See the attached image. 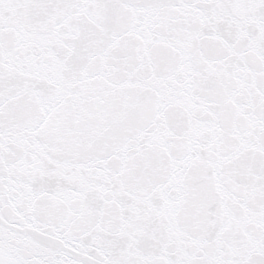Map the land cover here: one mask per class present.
Returning <instances> with one entry per match:
<instances>
[{"label":"water","instance_id":"water-1","mask_svg":"<svg viewBox=\"0 0 264 264\" xmlns=\"http://www.w3.org/2000/svg\"><path fill=\"white\" fill-rule=\"evenodd\" d=\"M0 264H264V0H0Z\"/></svg>","mask_w":264,"mask_h":264}]
</instances>
